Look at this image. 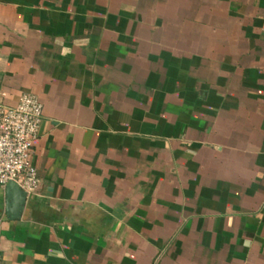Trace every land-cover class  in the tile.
Listing matches in <instances>:
<instances>
[{
	"label": "crops",
	"instance_id": "obj_1",
	"mask_svg": "<svg viewBox=\"0 0 264 264\" xmlns=\"http://www.w3.org/2000/svg\"><path fill=\"white\" fill-rule=\"evenodd\" d=\"M43 106L40 187L0 186V264H264V0H0V103Z\"/></svg>",
	"mask_w": 264,
	"mask_h": 264
},
{
	"label": "built area",
	"instance_id": "obj_2",
	"mask_svg": "<svg viewBox=\"0 0 264 264\" xmlns=\"http://www.w3.org/2000/svg\"><path fill=\"white\" fill-rule=\"evenodd\" d=\"M43 106L33 95H23L14 107L0 103V186L16 184L26 197L40 187L32 150L40 137Z\"/></svg>",
	"mask_w": 264,
	"mask_h": 264
},
{
	"label": "water",
	"instance_id": "obj_3",
	"mask_svg": "<svg viewBox=\"0 0 264 264\" xmlns=\"http://www.w3.org/2000/svg\"><path fill=\"white\" fill-rule=\"evenodd\" d=\"M7 188L9 191L7 213L11 218H19L24 210L26 195L16 184H9Z\"/></svg>",
	"mask_w": 264,
	"mask_h": 264
}]
</instances>
